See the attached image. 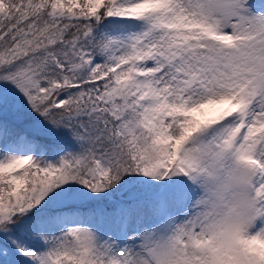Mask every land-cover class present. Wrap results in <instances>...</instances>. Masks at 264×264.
I'll return each mask as SVG.
<instances>
[{
    "label": "snow or ice",
    "instance_id": "1",
    "mask_svg": "<svg viewBox=\"0 0 264 264\" xmlns=\"http://www.w3.org/2000/svg\"><path fill=\"white\" fill-rule=\"evenodd\" d=\"M0 264H264V0H0Z\"/></svg>",
    "mask_w": 264,
    "mask_h": 264
}]
</instances>
